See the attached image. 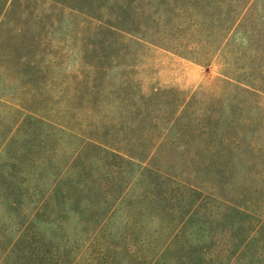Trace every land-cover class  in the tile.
<instances>
[{
  "label": "trees",
  "instance_id": "obj_1",
  "mask_svg": "<svg viewBox=\"0 0 264 264\" xmlns=\"http://www.w3.org/2000/svg\"><path fill=\"white\" fill-rule=\"evenodd\" d=\"M46 1L96 20L122 47L207 65L221 54L231 71L187 101L175 89L123 98L114 122L78 132L0 103V264H264V228L240 204L256 146L234 119L238 102L264 92V0ZM31 3L0 0V30ZM237 31L249 45L232 48ZM85 90L84 104L103 108L95 85ZM6 109L14 118L4 124Z\"/></svg>",
  "mask_w": 264,
  "mask_h": 264
},
{
  "label": "rangeland",
  "instance_id": "obj_2",
  "mask_svg": "<svg viewBox=\"0 0 264 264\" xmlns=\"http://www.w3.org/2000/svg\"><path fill=\"white\" fill-rule=\"evenodd\" d=\"M97 24L96 20L90 22L83 14L65 5L46 0H32L29 6H17L12 10L4 18L0 30V103L12 105L25 114L38 113L55 122L70 123V128L78 132L81 123L86 121L87 126L91 122H100L102 117L114 122L123 98L175 89L174 95L187 101L199 92L210 95L218 80L231 71L226 68L221 54L207 65L151 44L122 47L125 39L119 38L120 44H117L114 42L116 37L102 34ZM229 41L232 48L249 45L240 31L232 32ZM255 44L256 48L264 49L263 40L257 39ZM258 60L262 61L256 64L262 79L259 84H264V57ZM90 85H95L101 92L96 96L99 99L97 106H103L100 110L84 104L89 97L85 88ZM118 89L126 93L108 99L107 93ZM171 96H162L164 110L167 109L165 102ZM237 104L235 132L249 124L248 130L240 134L256 146L253 158L248 160L251 165L246 171L247 191L240 204L254 216L258 228L263 229L264 92L250 103L241 101ZM211 105L207 104L206 108ZM12 112L4 111V124L13 122ZM161 132L165 130L162 128ZM241 156L245 158V153Z\"/></svg>",
  "mask_w": 264,
  "mask_h": 264
}]
</instances>
